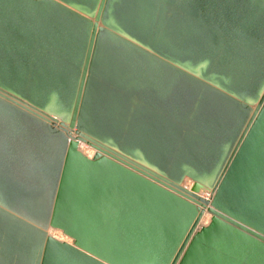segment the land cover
<instances>
[{
	"label": "water",
	"instance_id": "95a60500",
	"mask_svg": "<svg viewBox=\"0 0 264 264\" xmlns=\"http://www.w3.org/2000/svg\"><path fill=\"white\" fill-rule=\"evenodd\" d=\"M0 264H264V0H0Z\"/></svg>",
	"mask_w": 264,
	"mask_h": 264
},
{
	"label": "built area",
	"instance_id": "2783aa9c",
	"mask_svg": "<svg viewBox=\"0 0 264 264\" xmlns=\"http://www.w3.org/2000/svg\"><path fill=\"white\" fill-rule=\"evenodd\" d=\"M79 149H80L85 155H87V156H90V155H91L90 152L92 153V149H91L89 146L84 145V144H80V145H79ZM184 186H185L186 189L190 190L191 187H192V182L189 181V180H186ZM198 195L201 196V197L204 198V199H209V197H210V191H209V190H206V189H201V190L199 191Z\"/></svg>",
	"mask_w": 264,
	"mask_h": 264
},
{
	"label": "bare ground",
	"instance_id": "6f19581e",
	"mask_svg": "<svg viewBox=\"0 0 264 264\" xmlns=\"http://www.w3.org/2000/svg\"><path fill=\"white\" fill-rule=\"evenodd\" d=\"M90 154H91V152H90ZM206 220H207V218L205 217L203 221L205 222ZM47 233L49 236L55 238L58 241L71 243V240L68 237L62 236L59 231L49 229ZM64 240H66V241H64Z\"/></svg>",
	"mask_w": 264,
	"mask_h": 264
},
{
	"label": "rangeland",
	"instance_id": "374dc122",
	"mask_svg": "<svg viewBox=\"0 0 264 264\" xmlns=\"http://www.w3.org/2000/svg\"><path fill=\"white\" fill-rule=\"evenodd\" d=\"M60 232V231H59ZM60 234L62 235V236H64L61 232H60ZM64 237H66V236H64ZM64 241H66V240H64Z\"/></svg>",
	"mask_w": 264,
	"mask_h": 264
}]
</instances>
